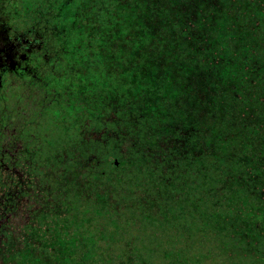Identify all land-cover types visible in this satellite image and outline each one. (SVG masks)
I'll return each mask as SVG.
<instances>
[{
    "label": "trees",
    "instance_id": "obj_1",
    "mask_svg": "<svg viewBox=\"0 0 264 264\" xmlns=\"http://www.w3.org/2000/svg\"><path fill=\"white\" fill-rule=\"evenodd\" d=\"M92 1L16 10L33 71L0 96V260L68 261L83 227L81 264H264V0H128L127 26Z\"/></svg>",
    "mask_w": 264,
    "mask_h": 264
},
{
    "label": "rangeland",
    "instance_id": "obj_2",
    "mask_svg": "<svg viewBox=\"0 0 264 264\" xmlns=\"http://www.w3.org/2000/svg\"><path fill=\"white\" fill-rule=\"evenodd\" d=\"M71 2V9L76 17H80V9L82 8V5L86 6V9L95 8L96 1L92 0H70ZM101 2H105V0H100ZM116 5L114 8L115 13H119L121 15V19L123 20L124 24L130 25L131 23H138L141 21V19L137 17H132L127 15V11L129 10V3L128 0H115ZM22 2V0H0V20L6 19V18H14L16 17V10H18L19 4ZM97 13V11H96ZM98 18H110L111 15L106 14L105 12H101L99 14H96ZM110 16V17H109ZM109 20V19H108ZM83 227H80L77 232L72 236L71 233L67 236V238L64 240L65 245L64 248H66V255L68 254L69 257H67V260H63V258H59V256L54 255V258H50V260L44 258L42 256H39L38 259H34L33 261H25V262H17L15 264H81L79 261L81 258H85L86 255L84 254V249H89L90 242L89 236L92 235V233L84 234L86 232H83ZM97 235L98 230L95 232ZM93 236V235H92ZM97 239V238H96ZM95 241H100V239H97ZM59 246V243L57 244V247ZM61 245L59 246V249L56 250V252L59 253V255L64 254L63 249H61ZM55 252V251H54ZM104 255H100L98 258L96 256H93V254H88V257L86 258V262L88 264H117V261L112 258H105ZM109 256V255H108ZM55 259V261H54ZM91 259L92 262L90 263L88 260ZM39 261V262H36Z\"/></svg>",
    "mask_w": 264,
    "mask_h": 264
},
{
    "label": "flooded vegetation",
    "instance_id": "obj_3",
    "mask_svg": "<svg viewBox=\"0 0 264 264\" xmlns=\"http://www.w3.org/2000/svg\"><path fill=\"white\" fill-rule=\"evenodd\" d=\"M18 20L19 19L16 17L0 20V96L5 90H9L15 86L17 87L19 85L17 84V81L23 74L28 71H31L32 74L33 71L32 65H28L25 61L28 55L27 45L29 44V38L31 35L23 34L22 31H17L15 29L17 24L16 21ZM22 211L23 207L22 205H19L18 209L13 210L10 214L12 217H15V223L19 222L17 216H22ZM24 216H29V213L25 212ZM1 224L2 223L0 222V230H2ZM20 231L21 230H17L16 232ZM16 244L17 243L13 244L14 247H17ZM32 256L33 254L30 251L28 255L26 254L23 256L24 261L30 262L34 259H38L36 256V258H33ZM42 259H44V257ZM7 262L8 264L16 263L15 259L11 256L8 260H0V264H7Z\"/></svg>",
    "mask_w": 264,
    "mask_h": 264
}]
</instances>
